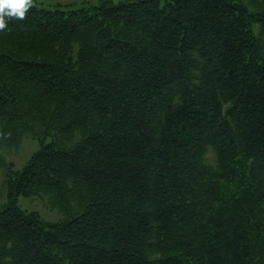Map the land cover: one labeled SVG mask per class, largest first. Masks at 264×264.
Instances as JSON below:
<instances>
[{"label": "trees", "instance_id": "obj_1", "mask_svg": "<svg viewBox=\"0 0 264 264\" xmlns=\"http://www.w3.org/2000/svg\"><path fill=\"white\" fill-rule=\"evenodd\" d=\"M71 5L0 30V264H264V0Z\"/></svg>", "mask_w": 264, "mask_h": 264}, {"label": "rangeland", "instance_id": "obj_2", "mask_svg": "<svg viewBox=\"0 0 264 264\" xmlns=\"http://www.w3.org/2000/svg\"><path fill=\"white\" fill-rule=\"evenodd\" d=\"M71 5L72 8H79L83 6H88L92 3H96L98 0H64ZM121 0H113L114 3H117ZM39 148L38 142L33 140L30 137H27L23 140L22 144L11 151L6 152V159L12 161L16 167L21 168L25 162L28 160L30 155ZM3 177L0 172V200L3 199ZM20 203L24 207H29L32 210H37L45 219L56 221L60 219V214L57 211H53L47 208L41 202H38L34 199L21 198Z\"/></svg>", "mask_w": 264, "mask_h": 264}, {"label": "clouds", "instance_id": "obj_3", "mask_svg": "<svg viewBox=\"0 0 264 264\" xmlns=\"http://www.w3.org/2000/svg\"><path fill=\"white\" fill-rule=\"evenodd\" d=\"M31 6L32 0H0V30L7 27V19H22Z\"/></svg>", "mask_w": 264, "mask_h": 264}]
</instances>
